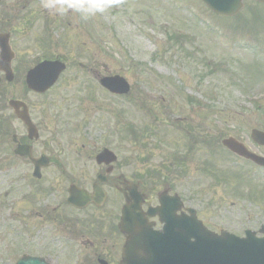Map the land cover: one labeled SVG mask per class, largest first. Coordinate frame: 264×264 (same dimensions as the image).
<instances>
[{
    "label": "rangeland",
    "instance_id": "obj_1",
    "mask_svg": "<svg viewBox=\"0 0 264 264\" xmlns=\"http://www.w3.org/2000/svg\"><path fill=\"white\" fill-rule=\"evenodd\" d=\"M27 1L0 0L1 17L7 19V7L20 6ZM114 1L119 6L123 3L132 9L131 22L127 20V14L112 11ZM68 2L69 5H65L67 8L72 9L73 6L77 13L78 8L81 10L77 15L82 21L79 25L81 29L89 30L86 25L95 28L97 20L100 23L97 32L92 30V38L97 39L95 43L100 42V48L88 38L84 42L78 40L81 32L76 14H73L68 28L79 35L72 39L76 43L79 41L82 53L93 54L99 60L104 59L101 54L109 55L111 69L120 70V74L125 76L130 92L125 96L107 97L106 94H96L97 91L95 93L94 88H90L87 83L83 87L81 79H76L72 84L62 87L57 96L61 106L67 108L65 115L72 117L75 122L91 118L96 123V117L104 109L105 115L100 117L104 116L105 121L100 124L114 149L131 156H150L155 153L153 164H145L149 166V172L143 174L150 177V182L157 190L171 186L181 197L190 195L192 204L189 205L199 209L200 218L213 230L216 228L219 231L221 228L238 236H242L245 229L257 231L263 223L264 201L253 198L252 191L256 196H264V190L259 189L260 185L264 187V169L251 167L239 158L220 152L218 138L216 153L207 144L197 145L192 150L182 147L179 144L188 141L178 132L180 129L176 128L181 123L158 115L148 116L147 107L154 85L151 74L153 69L159 78L155 77L158 81L157 93H164L167 97V89L162 91L161 86L176 87L192 97L200 98L201 103H206V106L196 107L195 111L202 119V127H206V135L213 137L209 140L211 144L214 137L226 134H234L237 139L249 143V130L252 127L264 130V63H255L259 71H255L256 68L251 65L258 51L261 56L264 55V9L248 13L244 24L233 27L232 21L217 19L198 0H97V3L90 0V7L94 4V13L88 8L87 0ZM57 5L64 7L61 3ZM13 16L21 21V13H13ZM148 19L152 20V24L147 23ZM195 58L203 62L207 60L209 66L205 67ZM140 66L146 67L137 76L134 71H129ZM210 69L214 71L209 72ZM197 70L202 78L194 77L191 72ZM233 73L240 79L248 78L247 84L241 88L236 87L233 82L236 76ZM254 73L256 76L250 77ZM203 84L205 88H202ZM72 95L79 103L71 100ZM83 96L88 98L85 106L80 109ZM182 105H177L176 114L185 112ZM257 105L261 108L258 109ZM120 110L125 120L119 115ZM148 120L152 123L162 120L161 126L165 129L163 133L158 137L152 136L147 127L150 125ZM194 124L197 125L196 122ZM123 126L129 132L125 130L123 133ZM99 131L94 128L92 137L96 138ZM119 141L121 145H118ZM154 145L161 147L155 149ZM172 151L175 154L168 153ZM165 154L172 156L166 157ZM177 163L184 164L177 169ZM222 173L230 179V185L219 182L214 184L216 178L225 179ZM182 189L184 192L181 193ZM20 195L21 191H16L14 197L19 198ZM192 195H200L202 203L194 200ZM32 223L33 220L28 227L30 236L33 235ZM16 225L14 223L12 236L22 238L21 233L27 232L20 229L23 224L18 226L19 229H15ZM82 249L85 247H73L69 253L44 256L49 264H64L63 261H76L77 251ZM18 252L9 255L0 252V264H14L13 259H16Z\"/></svg>",
    "mask_w": 264,
    "mask_h": 264
},
{
    "label": "flooded vegetation",
    "instance_id": "obj_2",
    "mask_svg": "<svg viewBox=\"0 0 264 264\" xmlns=\"http://www.w3.org/2000/svg\"><path fill=\"white\" fill-rule=\"evenodd\" d=\"M57 3L59 0H29L7 7V19L0 15V33L8 34L13 52L0 64V249L9 252L20 248V253L44 255L83 246L73 263L120 264L124 236L118 226L121 208L129 198V185L141 182L146 190L141 213L158 203L159 189L144 175L149 172L145 164H153L155 155L131 156L114 149L100 124L105 121L100 117L105 115L104 109L96 123L91 118L75 122L65 115L67 108L57 101L62 87L81 79L83 87L87 83L94 92L115 97L103 87L101 78L120 70L111 69L109 55L101 54L104 59L99 60L87 52H67L70 44L65 40L76 35L68 28L73 14L66 8L61 15L63 7ZM13 13H21V21ZM47 13L53 15L45 16ZM61 63L64 68L57 72ZM50 79L54 81L42 88ZM156 89L154 84L148 116L172 118L181 123L176 128L187 134L190 128L202 127L195 115V108L202 103H183L182 107L193 110V119L175 116L174 105L161 104ZM87 98H81L80 109ZM71 100L79 103L74 95ZM157 125V121L150 124L152 136L160 133ZM94 128L100 130L96 138L92 137ZM154 147L157 149V145ZM251 149L264 155V146L252 143ZM71 185L84 190L89 200L80 206L69 204ZM16 191H21L19 198L14 197ZM160 192L178 193L171 186L162 187ZM181 200L184 210L192 204L188 194ZM31 220L32 236L28 232ZM149 221L159 228L157 218L150 217ZM14 223L23 224L20 229L27 233H21L22 238L8 237Z\"/></svg>",
    "mask_w": 264,
    "mask_h": 264
},
{
    "label": "water",
    "instance_id": "obj_3",
    "mask_svg": "<svg viewBox=\"0 0 264 264\" xmlns=\"http://www.w3.org/2000/svg\"><path fill=\"white\" fill-rule=\"evenodd\" d=\"M219 15L235 14L242 6V0H202ZM264 1V0H259ZM8 56L6 40L0 37V64ZM60 68H57V72ZM56 72V73H57ZM43 84L42 88L50 85ZM106 80L111 90L122 92L128 90V84L122 78ZM36 86V85H35ZM253 133L259 142L264 133ZM224 144L233 151L252 158L260 165L264 159L247 153L243 146L232 138ZM76 188L70 189L69 201L80 204ZM124 209L121 229L128 234L122 252V264H264V236H256L254 231H245V236H236L221 231L219 234L208 230L195 216H176V206L171 205L166 196L161 199L162 206L150 213H158L165 225L162 230H153L140 214L138 199ZM81 201V200H80ZM168 208H171L169 210ZM137 216V218H136ZM264 233V224L260 228ZM36 258L20 259L17 264H40ZM44 264V263H43Z\"/></svg>",
    "mask_w": 264,
    "mask_h": 264
}]
</instances>
